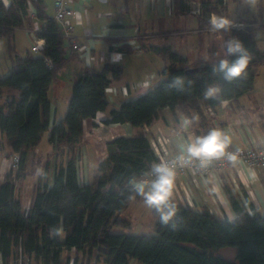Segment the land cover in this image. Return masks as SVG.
Here are the masks:
<instances>
[{"label":"trees","instance_id":"obj_1","mask_svg":"<svg viewBox=\"0 0 264 264\" xmlns=\"http://www.w3.org/2000/svg\"><path fill=\"white\" fill-rule=\"evenodd\" d=\"M30 1L36 10L34 21L29 13ZM221 2L202 0V28H210L212 14L221 13ZM46 7L43 0H13L9 6L0 1V38L7 39L10 51L15 52V31L25 25L33 27L37 22L38 36L45 39L36 55L30 51L24 56L11 55L10 72L0 74V94L7 88L19 91L18 97L7 96L0 103V131L11 153L19 156L18 167L12 168L0 183L3 256H8L14 245L39 264H68L71 257L63 259L62 254L72 250L76 253L72 264H91L93 259L105 264H234L216 255L222 248L234 247L237 264H264V214L255 208L249 212L229 185L225 189L236 212L233 221L219 219L207 208L197 211L171 198L178 211L168 226L152 210L155 233L112 231L114 226H131L119 215L132 201L143 199L130 190L129 181L138 182L158 161L144 127L150 126L165 108L181 109L193 121L195 134L206 135L211 129L202 130L208 125L204 107L215 108L254 89L256 69L264 63V51L255 39L257 28L264 27V0L258 13L263 21L259 26L249 21L250 25L244 28L226 30L235 34L251 55L246 76L228 83L212 74V65L234 57L202 58L190 64L185 55L170 46L151 45L146 49L166 60L161 71L163 78L154 87L109 110L106 90L120 78L123 67L110 62L101 68L89 66L72 84L65 116L53 125L49 91L71 50L60 24L48 15ZM120 49L126 53L134 51L125 44ZM177 76L184 77L183 91L169 87ZM208 85L222 89L221 99H204L203 91ZM100 111H109L106 124L130 123L138 131L109 140L107 156L98 164L94 180L85 183L79 170L84 121L95 118ZM46 133L53 146L51 156L56 160L54 174L49 183L47 168L45 180L36 183L31 206L24 211L16 194V181L25 174L29 152L40 145ZM171 223L177 225L175 230Z\"/></svg>","mask_w":264,"mask_h":264},{"label":"crops","instance_id":"obj_2","mask_svg":"<svg viewBox=\"0 0 264 264\" xmlns=\"http://www.w3.org/2000/svg\"><path fill=\"white\" fill-rule=\"evenodd\" d=\"M0 1L5 6H9L13 0ZM43 1L47 6L48 15L55 17V0ZM67 1L75 11L71 19L74 26L73 38L82 48L73 51L68 41L71 56L66 60L59 78L53 82L49 91L50 125L65 116L74 80L89 66L101 68L104 63L109 62V56L113 52L123 53L124 59L119 63L123 67L120 78L112 81L106 90L109 110L118 108L126 100L145 94L162 80L161 71L166 65V60L148 51L147 47L151 45L170 46L173 50L185 55L190 64H193L202 58L222 59L212 57L215 55V42L218 38L228 41L230 40L228 38L236 36L224 29L213 32L210 28H202L199 19L202 0ZM217 1L212 0L213 3ZM262 2L263 0H222L220 6L222 13H213L211 17L227 19L231 22L229 29L244 28L250 24L259 26L263 21L261 17L260 22L256 19L254 11L259 13ZM231 3H238L241 7L238 20L228 15ZM245 9L249 13L247 19L242 17ZM35 12L30 1L29 13L33 21ZM188 15L196 16L197 23L195 22L191 29H175L179 17H188ZM249 21H251L250 24ZM38 26V23L34 22L33 27L25 25L18 28L13 41L14 48L16 49V42L21 44L24 52H32ZM190 33L197 35L195 39L198 43L195 47L196 51H189L190 53L195 52V57L191 58L189 53H184L183 41L178 45H173L170 41L173 35L182 36ZM200 37L208 38L207 45H203L202 48L199 47ZM124 44L131 46L134 51L132 53L121 51L120 47ZM201 51L207 52L208 57L201 56ZM260 69L264 70V63L256 69L255 86L251 92L234 101H223L215 108H203L208 125L202 130L220 129L227 133L231 139L228 148L264 145V84L262 80L259 85L258 72ZM124 87L128 89L127 92L123 91ZM7 89L0 94V103L4 102L7 96H19L18 90ZM108 117L109 111H100L95 118L84 121V145L79 170L81 180L85 183H91L94 180L98 164L107 156L109 140L121 135L131 136L138 131L130 123L106 124L105 120ZM185 118L187 117L181 109L172 111L165 108L150 126L144 127L150 136L156 154L157 148L164 147L170 155H180L187 142L197 137L193 123L183 124ZM196 127L200 125L197 124ZM5 142V135L0 131V183L12 171L13 154ZM52 151L53 146L47 137L46 140L43 138L38 147L29 152L25 174L16 181V194L24 211L31 206L36 183L45 180L47 168L48 182L52 180L56 165L55 157L51 156ZM142 178L144 176L139 181H142ZM226 185L233 188L239 201L249 212L255 208L256 211L264 214V168L231 165L205 177L195 175L193 172L176 175L171 198L197 211L207 208L219 219L233 221L236 218V212L225 189ZM20 248L12 245L10 254L4 257L0 241V264H39L33 256L23 254ZM68 256L71 257L68 264H72L76 256L75 251L62 254L63 259ZM91 264L105 263L93 259Z\"/></svg>","mask_w":264,"mask_h":264},{"label":"clouds","instance_id":"obj_3","mask_svg":"<svg viewBox=\"0 0 264 264\" xmlns=\"http://www.w3.org/2000/svg\"><path fill=\"white\" fill-rule=\"evenodd\" d=\"M210 30L213 32L221 29L228 30L231 22L224 18L211 17L209 20ZM227 57L233 59H222L217 64L212 65V74L222 78L228 83H232L237 78L246 76V69L251 60V55L243 43L231 38L225 42ZM124 59L123 53L113 52L109 56L110 63H120ZM184 77H174L170 83V88L179 91L184 90ZM222 89L219 86L208 85L203 91L204 99H221ZM194 119V118H193ZM193 121L185 118L184 125H190ZM231 144V139L227 133L220 129H211L206 135L197 136L190 139L183 147L180 155L171 161L156 163L151 166V172L154 176L150 182L139 181L135 179L129 181L130 190L143 197L145 205L156 212L163 225L168 226L177 214V206L172 201L171 196L176 179V166L190 165L193 161H199V167L203 168L214 160L226 157L229 161L236 159L231 152H226ZM171 228L176 229L177 225L171 223ZM58 230H57V233Z\"/></svg>","mask_w":264,"mask_h":264},{"label":"rangeland","instance_id":"obj_4","mask_svg":"<svg viewBox=\"0 0 264 264\" xmlns=\"http://www.w3.org/2000/svg\"><path fill=\"white\" fill-rule=\"evenodd\" d=\"M228 9H229V12H228L229 17H233L234 20H238L240 10H241L240 5L238 3H231ZM254 14L256 16V19H259V22H260V17L258 16L256 11H254ZM242 17L246 19L249 18V13L246 12V9L243 12ZM174 19H176V17ZM240 19L242 20V18ZM195 22L197 23V18L194 15H188V17L180 16L179 21L175 24V27H176L175 29H178V30L191 29V27H193V24L195 25ZM195 36L197 35L194 33H190V34L182 35V36L173 35L170 41L173 43V45H178L179 42L183 41L184 46H185L184 53H189V56L191 58V57H195L194 56L195 52L190 53L189 51L190 50L196 51L195 47L196 45H198V43H196L197 40L195 39ZM231 38H236V36L230 37L228 39H231ZM255 39H256V43L258 47L261 50H264V27L257 28V30L255 31ZM225 42L226 40L224 38L217 39V41L215 42V46H216L215 55L212 57L223 58L227 55L226 49H225ZM207 43H208L207 37H200V43H199L200 48H202L203 45H207ZM8 45H9V42L7 40L0 38V74L3 76L7 75L10 72L11 67H12V56L15 53L21 56H24L26 54V52H24L21 49L22 46L20 43L18 44L15 42V46H16L15 52L10 51ZM31 53L35 55L38 54L37 52H33V51ZM200 55L208 57L207 52L203 53L201 51ZM262 80L264 84V70L260 69V71L258 72L259 85L261 84ZM7 90H10V89H7ZM11 90H14V89H11ZM48 135L49 133L45 134L44 140H46ZM162 148L164 147H161V149ZM119 216L124 219L129 220L131 226L129 228L123 227V226H114L112 231L115 233H129V234H137V235L155 233L154 226H155L156 218L154 217L152 213V209H149L145 205L144 199H140L139 201H136V200L132 201L129 207L125 211L121 212ZM216 255L223 257L229 260L230 262H233L234 264H237V261H236L237 250L234 247L222 248L216 252ZM64 256L66 257L65 254ZM134 262L136 263L137 261H134Z\"/></svg>","mask_w":264,"mask_h":264},{"label":"built area","instance_id":"obj_5","mask_svg":"<svg viewBox=\"0 0 264 264\" xmlns=\"http://www.w3.org/2000/svg\"><path fill=\"white\" fill-rule=\"evenodd\" d=\"M55 19L58 21L62 28V34L70 42L71 49L80 50L82 47L78 45L73 38L74 26L71 22L72 17L75 15L74 9L70 6L67 0H55ZM45 45V39L38 36L35 38V44L32 46L33 52H39ZM124 92H127L126 87L123 88ZM158 161L156 163H161L165 161H171L175 159L178 155H170L165 148H157ZM226 152H231L235 155L236 159L234 161L227 160L226 157L214 160L207 166L201 168L199 167V161H193L190 165L176 166L177 175H185L188 172H193L198 176H209L213 172L227 168L231 165H240L249 168H264V145H250L246 148H227ZM19 163V156L13 155L12 157V168L16 169ZM154 163V164H156ZM154 179V176L150 171L144 175L142 181L150 182Z\"/></svg>","mask_w":264,"mask_h":264}]
</instances>
